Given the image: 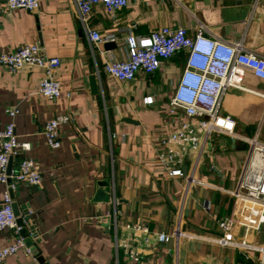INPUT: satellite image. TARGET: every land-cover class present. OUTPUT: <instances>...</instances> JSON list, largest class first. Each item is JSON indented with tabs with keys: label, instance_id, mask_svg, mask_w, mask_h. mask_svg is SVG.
I'll return each instance as SVG.
<instances>
[{
	"label": "crops",
	"instance_id": "0c3cea01",
	"mask_svg": "<svg viewBox=\"0 0 264 264\" xmlns=\"http://www.w3.org/2000/svg\"><path fill=\"white\" fill-rule=\"evenodd\" d=\"M199 22L206 26L208 37L241 44L264 58V0H129L115 18L97 6L88 28L103 36L118 35L117 48L110 51L105 44L92 46L75 0H42L37 12H10L0 0V54L40 45L46 56L60 58L55 77L71 94L48 100L38 91L42 69L25 66L12 73L0 65V129L11 121L8 111L19 110L13 120L16 134L31 146L12 157V168L30 158L43 176L40 187L19 184L12 190L27 222L25 243L37 257L20 253L4 264H260L257 250L216 243L222 236L218 222L233 215L235 198L213 188L188 187L184 178L169 177L158 160L164 150L161 136L187 120L182 111L169 115L186 55L165 61L154 74L140 72L130 83H120L104 70L109 59L126 54L123 43L128 33L122 30L130 28L137 36H148L163 26L193 32ZM94 75L97 95L91 91ZM150 96L153 104H145ZM222 113L236 121L240 139L259 136L264 81L247 73L242 88L227 91ZM63 114L72 121L61 127L62 146L53 150L44 127ZM126 118L138 123L124 122ZM259 140L264 143L260 136ZM243 145L213 134L196 178L235 190L247 157ZM196 156L193 153L180 165L186 174ZM104 180L110 183L109 199L95 202L98 182ZM6 190L0 184V204ZM260 231L237 227L234 239L261 248L264 241L260 245L254 239ZM162 233L171 237L169 244L158 242ZM14 238L10 230L0 232V249ZM132 251L138 261L132 260Z\"/></svg>",
	"mask_w": 264,
	"mask_h": 264
},
{
	"label": "built area",
	"instance_id": "2783aa9c",
	"mask_svg": "<svg viewBox=\"0 0 264 264\" xmlns=\"http://www.w3.org/2000/svg\"><path fill=\"white\" fill-rule=\"evenodd\" d=\"M41 2L42 0H5L10 12H37ZM75 4L94 48L118 41L117 34L103 36L99 31L88 28V23L95 7L102 6L115 18L119 11L129 5V0H75ZM122 31L128 33L123 43L125 56L122 59L111 58L104 66L105 72L120 83L133 82L140 72L154 74L162 68L165 61L182 53L186 55L183 71L170 100L169 115L176 116L178 111H182L187 120L179 121L174 131L161 136L159 142L164 150L158 153V160L169 177L184 178L188 187L200 185L213 188L235 198L237 204L233 215L218 222L222 236L216 243L242 251L257 250L262 255L260 264H264V245L256 249L246 240L236 242L234 239L237 227H243L246 231H260L264 225V143L259 140L258 135L255 138L240 139L236 134V121L222 113V102L227 91L230 88H242L247 73L264 81V58L245 50L241 44L208 37L206 26L200 22L192 28L193 32L186 27L169 26H163L148 36H137L130 28ZM0 65L12 73L25 66L38 67L44 71L38 90L40 95L48 100L71 96L55 77V71L61 66L60 58L46 56L38 44L25 45L15 52L0 54ZM153 101L151 96L144 99L145 104H153ZM8 114L11 121L0 129V184L7 186L0 204V232L10 230L15 238L10 245L0 249V264L20 253L36 259L32 248L25 243L23 227L17 223L11 191L19 184L31 187L43 184L42 173L30 158H24L17 168L8 172L10 159L21 150L28 152L31 149L30 144L21 143L16 134L13 120L19 110H9ZM71 121V116L63 114L46 123L43 134L51 149L61 148V127ZM215 133L238 140L247 148L245 164L237 188L233 191L196 178L204 148ZM178 147L180 152L177 151ZM193 153L197 156L190 171L185 174L180 165ZM157 239L163 244L171 242V237L163 233ZM132 260L138 261L133 251Z\"/></svg>",
	"mask_w": 264,
	"mask_h": 264
},
{
	"label": "water",
	"instance_id": "95a60500",
	"mask_svg": "<svg viewBox=\"0 0 264 264\" xmlns=\"http://www.w3.org/2000/svg\"><path fill=\"white\" fill-rule=\"evenodd\" d=\"M105 48L107 51H110V50L116 49L117 44L114 42L106 43ZM90 84H91L92 93L94 95L99 94V86H98L97 78L95 75L90 77ZM124 122L130 123V124H137L138 123V122H136L132 119H129V118L124 119ZM12 167H13V161L11 158L10 162H9V166H8V172L9 173L12 170ZM109 186H110V183L107 180L98 182L99 189H98L97 194H96L95 202H107L108 201V199H109ZM11 195H12V197H14L13 191H11ZM14 211H15V215L17 217L18 225L23 227V232H22L23 235L27 234L28 229L25 226L26 225L25 219L23 216H21V212H20L19 207L16 203H14ZM33 255L35 257H37V253L33 252ZM40 260H41V258H39V261Z\"/></svg>",
	"mask_w": 264,
	"mask_h": 264
},
{
	"label": "rangeland",
	"instance_id": "374dc122",
	"mask_svg": "<svg viewBox=\"0 0 264 264\" xmlns=\"http://www.w3.org/2000/svg\"><path fill=\"white\" fill-rule=\"evenodd\" d=\"M256 132H259L260 139L264 141V116L260 122V124L256 127ZM258 243L261 245L264 241V225L260 232L255 233V238Z\"/></svg>",
	"mask_w": 264,
	"mask_h": 264
}]
</instances>
